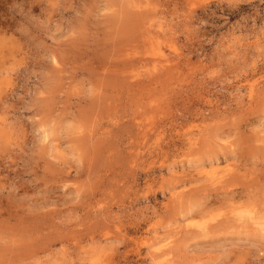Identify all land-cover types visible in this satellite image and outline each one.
Instances as JSON below:
<instances>
[{"label":"rangeland","instance_id":"374dc122","mask_svg":"<svg viewBox=\"0 0 264 264\" xmlns=\"http://www.w3.org/2000/svg\"><path fill=\"white\" fill-rule=\"evenodd\" d=\"M0 264H264V0H0Z\"/></svg>","mask_w":264,"mask_h":264},{"label":"bare ground","instance_id":"6f19581e","mask_svg":"<svg viewBox=\"0 0 264 264\" xmlns=\"http://www.w3.org/2000/svg\"><path fill=\"white\" fill-rule=\"evenodd\" d=\"M121 4V3H120ZM119 14V13H118ZM18 262V261H17Z\"/></svg>","mask_w":264,"mask_h":264}]
</instances>
